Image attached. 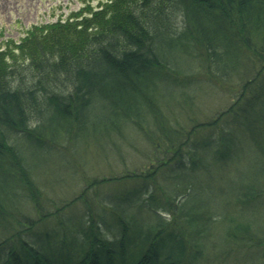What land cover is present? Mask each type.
Instances as JSON below:
<instances>
[{"label":"trees","instance_id":"trees-1","mask_svg":"<svg viewBox=\"0 0 264 264\" xmlns=\"http://www.w3.org/2000/svg\"><path fill=\"white\" fill-rule=\"evenodd\" d=\"M27 33L0 50V264H223L242 250L264 256V229L247 219L264 205V0H99ZM185 58L198 79L236 89L209 121L192 114L197 78L187 75ZM168 93L180 98L177 107ZM128 128L144 140L145 128L160 131L177 148L149 161L176 183L110 173L93 182L99 190L88 186L37 215L44 202L34 172L52 152L60 159L58 143L72 139L77 155L82 147L108 157L114 133L136 148ZM212 179L218 186L204 200ZM111 182L122 186L107 190Z\"/></svg>","mask_w":264,"mask_h":264},{"label":"rangeland","instance_id":"rangeland-1","mask_svg":"<svg viewBox=\"0 0 264 264\" xmlns=\"http://www.w3.org/2000/svg\"><path fill=\"white\" fill-rule=\"evenodd\" d=\"M98 1L99 0H0V50L4 51L7 43L11 40L20 43L22 39L27 37L28 30L35 26H43L58 22L59 20H65L71 14L80 12L88 4L96 6ZM185 59L187 60H184L183 63L186 66L184 68L187 70V75L192 78L199 77L198 67L195 63L191 61L190 58ZM193 87H195V89ZM191 90V98L194 100L196 106L192 114L199 121L211 120V118L217 114L218 110L228 105L227 103L231 101L236 93L235 87H224L220 84L214 85L204 79L198 78L197 81L191 85ZM163 95L164 98L169 99L170 102H175L174 106H178L176 102H178L180 98L169 93L168 95ZM171 96L173 97L172 99ZM181 121L185 123L183 118H181ZM185 127H190L189 121L185 123ZM152 129L157 131L155 128ZM133 130L128 128L123 130V133L126 138L134 142L136 148L134 149L129 147L128 144H124L120 141L123 137L114 133L112 138L106 139V148L109 149L108 157H95L90 153L91 149L84 150L83 148L82 150V147H79V154L77 155L74 151L77 147H73L74 140L72 139L65 143L63 142V144L58 143L53 149L54 151L56 150V153L58 152L59 155H61L60 159H58L59 156H56V154L52 152L47 155L48 157L45 159L48 166L43 165L45 167L43 170L42 166L38 165V168L34 172V181L38 187L39 195L42 198L41 201L44 202V208L38 212L37 215H41L42 213H53L56 208L79 195L82 190L86 189L88 186L93 189L95 188V190H99V182L95 184H93V182L99 180V177H105L104 175L110 173L116 174L131 170L136 173H152L153 175H149V179L151 178L156 184H160L162 181L167 180L168 171L163 174V179H161L162 174L160 171L162 170L159 168V171L156 173L155 164L151 165L149 161L159 158L158 154H164L163 159L166 160V157L175 153L177 148H169L170 146L165 143L167 141L165 137L157 135L161 134L160 131H157L159 133L151 132L148 128H145L144 132L149 137V140H144L142 138L138 139L140 136ZM62 138L64 140L63 136L60 137V140ZM86 143L92 144L91 139ZM175 145L180 146L179 143ZM115 146L118 147L117 150ZM89 147H91V145ZM182 150L185 151V147H182ZM105 152V150L102 152L100 149L99 153L104 154ZM45 157H42L41 160H44ZM155 173L157 174L156 176ZM222 174L228 177V172H222ZM197 176L200 179L205 177L201 172H199ZM208 179L210 180V177H208ZM136 181H139V179ZM174 182L173 179H170L169 181H165L164 184L170 185ZM208 183L210 184L211 190H207V195L203 198L204 200H207L209 196L211 197L218 186V183L214 179L210 182L208 181ZM225 183L226 181L219 182V184ZM112 184V182L107 183L105 185L107 187H104L107 188V190H115L122 186V183ZM226 189L227 191L232 190L228 187H226ZM85 197L88 198V195H85ZM31 204H29V206H31ZM81 208L82 207L78 205L76 210L80 212ZM247 219L263 227H260V229H264V205L255 209V212L249 213ZM223 227V225H218L215 232L217 237L220 236L222 240L224 239ZM214 239L215 235L214 238L209 239L212 245ZM210 248L209 246L207 249V251L210 250L208 254H211ZM221 251L222 248H219L213 251V253L216 254ZM257 254L256 251L242 250L241 252L230 254L229 259L223 264H264V256H258L259 254Z\"/></svg>","mask_w":264,"mask_h":264}]
</instances>
